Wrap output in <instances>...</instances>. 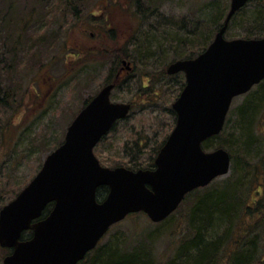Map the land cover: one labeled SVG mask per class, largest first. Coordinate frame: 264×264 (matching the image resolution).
<instances>
[{
  "label": "rangeland",
  "instance_id": "374dc122",
  "mask_svg": "<svg viewBox=\"0 0 264 264\" xmlns=\"http://www.w3.org/2000/svg\"><path fill=\"white\" fill-rule=\"evenodd\" d=\"M135 1L0 0V92L2 95L9 92L10 102L0 106V209L37 174L46 156L63 142L68 126L86 100L104 86L114 68L115 51L142 33L151 39L157 38L156 32L164 31L169 39L177 37L173 47L181 40L182 55L191 54L200 49V41L194 38L195 24L211 31L209 4L226 2V12L230 5V0H142L143 7L151 11L154 7L158 15L141 21V16L132 9ZM245 26L238 22L229 26L225 39L243 37ZM108 28L113 31L112 37ZM186 39L193 43H187ZM3 55L5 58L1 59ZM180 56L167 50L157 58V64L153 59L147 62L143 58L131 62L133 71L125 72L119 79L110 100L128 103L132 110L95 147L94 154L102 166L129 167V155L124 153L123 146L127 143L129 148L133 147L132 142L142 136H146L148 147L141 163H146L151 150L169 135L172 117L167 108L179 96V84L172 80L162 88L165 81L153 72L163 68L168 75V65ZM120 66L114 68L113 78ZM151 74L154 76L151 82L155 80L154 85L161 86L158 97L151 89L154 85L141 88ZM50 86L51 96L45 105L39 104ZM245 95L232 101L231 120ZM260 141V150L252 151L259 158L264 155V140ZM254 153L255 162L258 157ZM231 167L232 162L229 173L215 182L231 178ZM184 226L182 215L177 212L158 224L144 214H133L111 227L99 245L123 238L121 246L144 250L153 264L164 263L175 254L177 241L185 233Z\"/></svg>",
  "mask_w": 264,
  "mask_h": 264
},
{
  "label": "water",
  "instance_id": "95a60500",
  "mask_svg": "<svg viewBox=\"0 0 264 264\" xmlns=\"http://www.w3.org/2000/svg\"><path fill=\"white\" fill-rule=\"evenodd\" d=\"M249 1L230 0L224 23L206 49L168 65L166 73H182L185 84L171 105L175 124L153 169L107 168L94 154L99 141L130 111L128 103L110 100L113 84L80 110L63 142L0 209V248L10 250L2 264H78L127 216L143 213L161 223L187 194L229 173L228 152L205 151L202 144L221 133L232 101L264 80V38L225 39L230 20ZM123 65L131 69L126 61ZM102 187L108 192L99 202ZM48 205L52 207L42 218ZM28 231L31 237L22 240Z\"/></svg>",
  "mask_w": 264,
  "mask_h": 264
},
{
  "label": "trees",
  "instance_id": "16d2710c",
  "mask_svg": "<svg viewBox=\"0 0 264 264\" xmlns=\"http://www.w3.org/2000/svg\"><path fill=\"white\" fill-rule=\"evenodd\" d=\"M225 3L223 5L213 1L209 4L208 19L211 31H206L195 24L194 38L200 41L198 44L200 49L196 52L194 50L191 54L182 55L181 40L178 39V43L173 47L177 37L174 39L170 37L171 41L164 31L156 32L157 38L151 37V39L148 38V34L142 33L138 38L132 39V43L129 39L118 51L113 53L115 56L114 68L122 65L123 61L131 64V62L136 63L140 58L146 59L147 62L153 59V62L157 64L159 62L157 58L164 56L167 50L181 55L178 60L195 58L206 49L212 41V34H216L223 25L228 12H226ZM132 9L136 10L134 12L136 15L141 16V21L142 18L151 19L158 15V11L155 12L154 7L152 11L143 7L142 0H136ZM236 22L238 25H246L241 38H264V0H250L232 17L226 33L229 26H236ZM107 31L112 37V29L108 28ZM186 42L193 43L189 39H186ZM168 43L170 47H167ZM114 68L110 70V76L105 80V84L108 80L112 83L116 81L113 78ZM156 73L161 75L162 82L165 81V84H161L162 88L169 82L175 81L176 84H179V92H181L185 84L182 74L169 76L165 74L163 68L153 72L154 75ZM153 74L146 77L147 86L142 84L141 88H151L156 83L155 80L151 82V79L154 78ZM118 82H115L116 85ZM161 86L158 83L151 88L152 91L154 90L153 94L157 95L156 97L159 96ZM158 88L159 90H157ZM8 93L6 91L2 95L0 92V106L10 104ZM146 94L148 93H144V95ZM178 94L174 97L176 98ZM145 97L149 101V98ZM90 99H87L84 105ZM167 109L172 117V125H170L173 128L175 113L171 108ZM230 114H232V110L227 115L221 133L206 140L202 147L205 151L217 148L228 150L232 162L231 178L217 182L214 180L209 186L196 189L186 195L175 211L182 215L185 233L177 241V249L171 257L172 259L155 264H264V155L259 158L257 152H252L253 149L259 148L258 145L262 146L261 143L258 144L259 139H261L260 142L264 140V80L245 95L244 101L236 108L234 120H231ZM117 124L118 122L115 123L111 131L117 127ZM232 124L234 126H231ZM230 126L232 128L229 129ZM230 130L232 131L229 132ZM106 137H103L100 143L105 141ZM166 138L151 150L148 161L143 164L141 158L145 153V148L148 147L147 142L144 141L147 139L146 136L138 137L132 142L134 144L131 148L125 143L123 151L127 156L129 155L127 161L129 167L127 168L131 170L154 168V159ZM262 148L264 150V144ZM252 153L258 157L255 162ZM259 170L260 173H258ZM107 192L106 187L99 188L97 200H104ZM51 207L52 205L46 207L42 215L43 218L49 213ZM30 237L31 232H25L21 239L26 240ZM114 239L113 242L98 244L78 264H153L144 250H128L120 245L123 238H121L122 240L118 237ZM9 252V250L1 249L0 258Z\"/></svg>",
  "mask_w": 264,
  "mask_h": 264
},
{
  "label": "flooded vegetation",
  "instance_id": "af4514ba",
  "mask_svg": "<svg viewBox=\"0 0 264 264\" xmlns=\"http://www.w3.org/2000/svg\"><path fill=\"white\" fill-rule=\"evenodd\" d=\"M3 58H5V55H3V57H2V59ZM129 65H130V63H129ZM131 67V66H130ZM127 67L126 66H124L123 65V62H122V65H121V67L118 69V71H117V74L115 75V77H114V80H116L117 82L119 81V79L123 76V74L126 72V73H129L131 70H132V68L130 69V70H127L126 69ZM110 80H108V81H106V84H104V86L105 85H109V84H113V86L115 87V85H116V81L115 82H109ZM113 87V88H114ZM51 93H52V87L50 86V88L47 90V92H45V94H44V96H43V99L41 100V103H39V104H43V105H45V102L48 100V98L51 96ZM130 105V104H129ZM130 111H131V105H130Z\"/></svg>",
  "mask_w": 264,
  "mask_h": 264
}]
</instances>
